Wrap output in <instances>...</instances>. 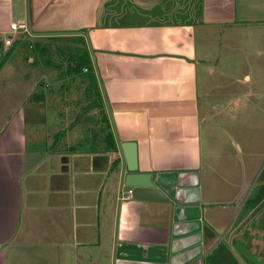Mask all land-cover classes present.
Masks as SVG:
<instances>
[{
    "label": "crops",
    "instance_id": "crops-1",
    "mask_svg": "<svg viewBox=\"0 0 264 264\" xmlns=\"http://www.w3.org/2000/svg\"><path fill=\"white\" fill-rule=\"evenodd\" d=\"M218 29L228 43L248 30L241 108L264 109V0H0V264H206L238 236L262 199L248 202V161L223 169L203 135L199 67L213 73ZM55 34L86 48L95 110L36 91L54 68L39 37ZM24 41L33 52L12 57Z\"/></svg>",
    "mask_w": 264,
    "mask_h": 264
},
{
    "label": "rangeland",
    "instance_id": "rangeland-1",
    "mask_svg": "<svg viewBox=\"0 0 264 264\" xmlns=\"http://www.w3.org/2000/svg\"><path fill=\"white\" fill-rule=\"evenodd\" d=\"M220 31L218 29L215 37L207 40L211 60H217L216 63H208L213 73L208 78L206 67H199L200 109L206 120L203 135L206 137L209 131L212 133L215 139L213 145L219 146L215 150L222 152L219 163L223 169H239L248 161V191L252 184H257L252 190V196L261 195L262 201L248 215V222H241L236 226L238 236L230 240L223 239L217 250V260L219 264H264V109L253 105L249 109L241 108V105H245L243 94L248 91V83L242 78L248 72V30L246 34L241 31V35L233 43H228V37L221 35ZM39 39L44 44V53L37 55L38 58L44 55L55 70L52 68L47 72L45 66L41 67L47 73L43 79L39 78L35 82L36 91H44L46 101H60V106L66 101L74 102L82 109L86 107L95 110L97 105L103 104L99 92L100 82L98 86L93 83L86 88L90 84L86 71L78 73L68 69H74V58L70 52L78 44L65 34L47 35ZM198 44L203 46L202 37ZM32 50L28 42L24 41V44L15 46L11 54L12 57L20 55L24 60ZM214 64L216 67H213ZM67 71L74 73L73 76L68 77ZM228 101L231 104L226 107ZM251 107L254 109H250ZM208 125L214 129L209 130ZM228 142L231 143L228 145Z\"/></svg>",
    "mask_w": 264,
    "mask_h": 264
},
{
    "label": "trees",
    "instance_id": "trees-1",
    "mask_svg": "<svg viewBox=\"0 0 264 264\" xmlns=\"http://www.w3.org/2000/svg\"><path fill=\"white\" fill-rule=\"evenodd\" d=\"M34 44L36 46L37 43H34ZM74 48H75L74 51L70 52V54L74 58L73 60L74 65H72L74 67V71L80 72L84 69L86 71H89L88 74L92 76L91 71L93 70V68H92L91 60H90V57L88 55L86 48L81 45H77ZM44 63H50V60L45 58ZM261 198H262L261 195L251 196L248 202L255 204L256 202L260 201ZM217 256H218V251L216 249L207 256L206 264L208 263L219 264V261L217 260Z\"/></svg>",
    "mask_w": 264,
    "mask_h": 264
},
{
    "label": "built area",
    "instance_id": "built-area-1",
    "mask_svg": "<svg viewBox=\"0 0 264 264\" xmlns=\"http://www.w3.org/2000/svg\"><path fill=\"white\" fill-rule=\"evenodd\" d=\"M9 29L11 33H18V32H26L29 33V26L28 23L23 21V22H17L13 21L9 25ZM5 44L9 45L11 43V36H7L4 40ZM134 194L133 188L128 187V188H122L120 187V191L118 194L119 199H130Z\"/></svg>",
    "mask_w": 264,
    "mask_h": 264
},
{
    "label": "water",
    "instance_id": "water-1",
    "mask_svg": "<svg viewBox=\"0 0 264 264\" xmlns=\"http://www.w3.org/2000/svg\"><path fill=\"white\" fill-rule=\"evenodd\" d=\"M121 147L124 152L125 167L130 170L135 169L136 156H135V150H134V143L133 142H123ZM133 177L134 176H127L126 182L129 184H134V182L136 183Z\"/></svg>",
    "mask_w": 264,
    "mask_h": 264
}]
</instances>
